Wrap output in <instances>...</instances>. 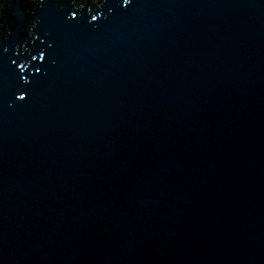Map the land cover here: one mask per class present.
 <instances>
[{"label": "water", "instance_id": "water-1", "mask_svg": "<svg viewBox=\"0 0 264 264\" xmlns=\"http://www.w3.org/2000/svg\"><path fill=\"white\" fill-rule=\"evenodd\" d=\"M0 264H264V0H0Z\"/></svg>", "mask_w": 264, "mask_h": 264}]
</instances>
